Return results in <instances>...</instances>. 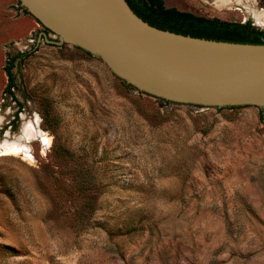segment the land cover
<instances>
[{
  "label": "rangeland",
  "instance_id": "rangeland-1",
  "mask_svg": "<svg viewBox=\"0 0 264 264\" xmlns=\"http://www.w3.org/2000/svg\"><path fill=\"white\" fill-rule=\"evenodd\" d=\"M165 4L264 30V0ZM52 40L0 0V264H264V128L170 125Z\"/></svg>",
  "mask_w": 264,
  "mask_h": 264
},
{
  "label": "water",
  "instance_id": "water-1",
  "mask_svg": "<svg viewBox=\"0 0 264 264\" xmlns=\"http://www.w3.org/2000/svg\"><path fill=\"white\" fill-rule=\"evenodd\" d=\"M20 1L170 125L264 128V43L162 29L126 0Z\"/></svg>",
  "mask_w": 264,
  "mask_h": 264
},
{
  "label": "trees",
  "instance_id": "trees-1",
  "mask_svg": "<svg viewBox=\"0 0 264 264\" xmlns=\"http://www.w3.org/2000/svg\"><path fill=\"white\" fill-rule=\"evenodd\" d=\"M134 12L151 25L207 39L242 42L264 43V30L253 24L251 20L245 22L209 17L196 14L191 11L180 10L176 7H168L165 0H126ZM23 57V55H18ZM15 56L7 67L10 82L8 90L14 95L13 87L16 86L14 74L11 72L14 66ZM17 100L16 97H14ZM237 108L238 106H228ZM225 108V107H223Z\"/></svg>",
  "mask_w": 264,
  "mask_h": 264
},
{
  "label": "bare ground",
  "instance_id": "bare-ground-1",
  "mask_svg": "<svg viewBox=\"0 0 264 264\" xmlns=\"http://www.w3.org/2000/svg\"><path fill=\"white\" fill-rule=\"evenodd\" d=\"M23 131L25 136L27 137H33L35 135H38V131L34 128H32V124L27 122L24 126H23ZM24 137V136H23ZM6 142V141H5ZM2 144V147L0 148V152H2L3 150H6V152L9 153H19L22 150V147L19 146L18 144H11L9 142Z\"/></svg>",
  "mask_w": 264,
  "mask_h": 264
}]
</instances>
